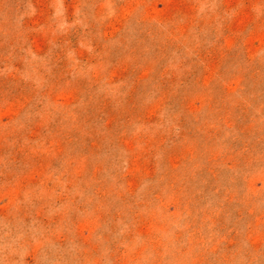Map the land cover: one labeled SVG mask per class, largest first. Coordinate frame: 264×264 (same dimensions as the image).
Returning a JSON list of instances; mask_svg holds the SVG:
<instances>
[{"label": "rangeland", "instance_id": "1", "mask_svg": "<svg viewBox=\"0 0 264 264\" xmlns=\"http://www.w3.org/2000/svg\"><path fill=\"white\" fill-rule=\"evenodd\" d=\"M0 264H264V0H0Z\"/></svg>", "mask_w": 264, "mask_h": 264}]
</instances>
